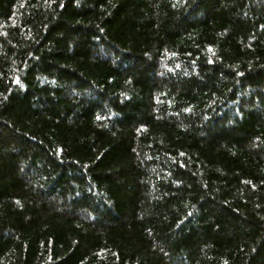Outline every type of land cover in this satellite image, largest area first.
Wrapping results in <instances>:
<instances>
[{
    "label": "trees",
    "instance_id": "16d2710c",
    "mask_svg": "<svg viewBox=\"0 0 264 264\" xmlns=\"http://www.w3.org/2000/svg\"><path fill=\"white\" fill-rule=\"evenodd\" d=\"M0 264H264V0H0Z\"/></svg>",
    "mask_w": 264,
    "mask_h": 264
}]
</instances>
